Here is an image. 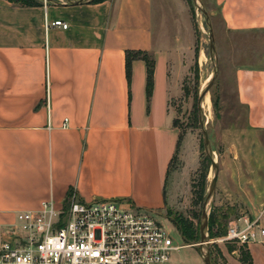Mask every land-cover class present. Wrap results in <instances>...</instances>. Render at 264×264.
Instances as JSON below:
<instances>
[{
  "label": "crops",
  "instance_id": "obj_1",
  "mask_svg": "<svg viewBox=\"0 0 264 264\" xmlns=\"http://www.w3.org/2000/svg\"><path fill=\"white\" fill-rule=\"evenodd\" d=\"M213 1L225 32L264 33V0ZM39 3L0 0V233L71 194L173 206L198 166L172 108L191 50L185 0ZM248 51L234 70L236 99L264 133V48ZM127 52L153 60L149 96L146 63L134 58L128 80ZM242 247L264 264V239ZM226 252L241 264L236 249Z\"/></svg>",
  "mask_w": 264,
  "mask_h": 264
},
{
  "label": "rangeland",
  "instance_id": "obj_2",
  "mask_svg": "<svg viewBox=\"0 0 264 264\" xmlns=\"http://www.w3.org/2000/svg\"><path fill=\"white\" fill-rule=\"evenodd\" d=\"M23 4L25 0H12ZM60 2L61 0H52ZM43 2V1H42ZM191 23V42L189 56H186V71L182 77L181 94L175 99V126L181 139L187 138L198 155V166L186 182L185 190L180 192L173 206H165L162 211H151L174 240V245L182 248L173 251L167 264H204L200 253L199 226L202 222V209L206 200L213 169L209 155L203 146V131L200 127L199 94L205 88V80L215 68L217 75L206 96L210 100V110L206 113L201 106V118L207 132L210 155L217 164V182L206 210L217 219L214 232L222 234L232 222L241 218L254 219L264 204V133L251 130L246 124L245 109L236 99L234 70L250 55L249 47H257L261 53L264 48V33L251 35L225 32L217 5L213 0H199L200 9L194 7L192 0H185ZM44 3V2H43ZM51 4V3H47ZM201 9H204L207 19ZM212 30L216 50L215 63L209 57V27ZM232 47H235L233 49ZM248 51V52H247ZM248 55V58L245 56ZM245 57V58H244ZM206 115V116H205ZM260 143V145L258 144ZM262 144V146H261ZM205 175L202 199L198 195V183ZM193 182V183H192ZM194 187V192L191 188ZM193 189V188H192ZM60 208L56 207L55 211ZM171 222L180 225L191 223L197 228L198 240L185 242L180 231ZM209 237V233H207ZM212 237L209 239H214ZM195 246V247H192ZM233 247L241 257L242 247L236 243H212L209 252L212 264H237L226 249ZM225 256H223L222 251ZM205 253V249H202Z\"/></svg>",
  "mask_w": 264,
  "mask_h": 264
},
{
  "label": "built area",
  "instance_id": "obj_3",
  "mask_svg": "<svg viewBox=\"0 0 264 264\" xmlns=\"http://www.w3.org/2000/svg\"><path fill=\"white\" fill-rule=\"evenodd\" d=\"M52 26L67 28L61 21ZM261 239L264 204L254 219L232 222L209 242L243 246ZM180 248L150 210L71 194L58 211L42 202L39 211L17 214L0 233V264H167Z\"/></svg>",
  "mask_w": 264,
  "mask_h": 264
},
{
  "label": "water",
  "instance_id": "obj_4",
  "mask_svg": "<svg viewBox=\"0 0 264 264\" xmlns=\"http://www.w3.org/2000/svg\"><path fill=\"white\" fill-rule=\"evenodd\" d=\"M45 3H51L52 5H65V6H76V5H81V4H85V3H90L93 0H61L60 2H55L52 0H41ZM194 7L197 9H200V3L199 0H192ZM201 12L203 13L204 17L207 19V15L204 9H201ZM209 27V57L210 60L212 62L215 63L216 60V50H215V46H214V39H213V34H212V30ZM215 68L214 71L212 73V76L210 77L209 81L207 82V85L205 86V88L201 91V93L199 94V99H198V105H199V113H200V120H199V124L200 127L203 131V146L204 149L206 151V153L209 155V159L211 161V167L213 169V177L211 179V182L209 184V188L207 191V195H206V200L203 204V209H202V222L199 226V243L198 246L200 248L199 253H200V257L203 261L204 264H212L211 262V258H210V252H209V237L207 235L208 233V214H207V210H206V205L208 200L212 197L213 192L215 190V185L217 182V173H218V167L217 164L214 162L212 156L210 155L211 150L209 147V140H208V136H207V132L204 129V121L203 118H201V106L205 100V97L209 91V89L211 88V86L213 85V82L215 80V77L217 75V70H216V63L214 64ZM192 247H195L192 245ZM205 249V253H203L202 249Z\"/></svg>",
  "mask_w": 264,
  "mask_h": 264
},
{
  "label": "trees",
  "instance_id": "obj_5",
  "mask_svg": "<svg viewBox=\"0 0 264 264\" xmlns=\"http://www.w3.org/2000/svg\"><path fill=\"white\" fill-rule=\"evenodd\" d=\"M100 0H93L92 2H98ZM39 0H25V2L23 3V5H27V6H34V5H38ZM134 58H140L142 60L145 61L146 63V67H147V83H146V92L147 95H150L151 92V88H152V73H153V60L148 57L146 54L143 53H131V52H127L126 54V75H127V79H130V63ZM178 148V146H177ZM200 171H201V177H200V181L198 183V195L199 198L202 199L203 197V193H204V183H205V175H202V166L200 167ZM193 183V182H192ZM193 188V189H192ZM191 188V192L193 190L194 192V187ZM173 225H176V227L178 228V230L180 231L181 235L183 236V238L185 239V242H192L194 240H198V233H197V228H194L193 225L191 223H182L180 225H177L176 223L171 222ZM218 225V221L217 219L214 218V215H210L209 219H208V233H209V238L212 237H220L225 235L226 231L224 232V234H222L221 232L217 231H213L214 227ZM242 247V246H241ZM228 251L232 252L234 250L233 247H228L227 248ZM240 253H241V257H239V262L241 264H252L251 261V257L249 255V253L244 249V247H242V249H240Z\"/></svg>",
  "mask_w": 264,
  "mask_h": 264
},
{
  "label": "bare ground",
  "instance_id": "obj_6",
  "mask_svg": "<svg viewBox=\"0 0 264 264\" xmlns=\"http://www.w3.org/2000/svg\"><path fill=\"white\" fill-rule=\"evenodd\" d=\"M210 77H211V75H209L207 77V79L205 80V83H207L209 81ZM206 108H207V112H209V110H210V100H209L208 96L205 97L204 105H203V109H204L205 113H206Z\"/></svg>",
  "mask_w": 264,
  "mask_h": 264
}]
</instances>
